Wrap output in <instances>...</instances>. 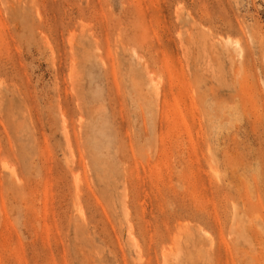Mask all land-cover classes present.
Segmentation results:
<instances>
[{"label": "rangeland", "instance_id": "obj_1", "mask_svg": "<svg viewBox=\"0 0 264 264\" xmlns=\"http://www.w3.org/2000/svg\"><path fill=\"white\" fill-rule=\"evenodd\" d=\"M0 264H264V0H0Z\"/></svg>", "mask_w": 264, "mask_h": 264}, {"label": "bare ground", "instance_id": "obj_2", "mask_svg": "<svg viewBox=\"0 0 264 264\" xmlns=\"http://www.w3.org/2000/svg\"><path fill=\"white\" fill-rule=\"evenodd\" d=\"M238 42H236L235 44H237ZM11 168V167H10Z\"/></svg>", "mask_w": 264, "mask_h": 264}]
</instances>
